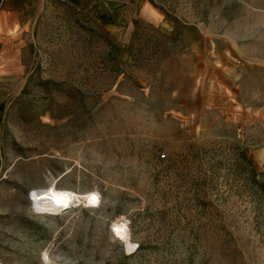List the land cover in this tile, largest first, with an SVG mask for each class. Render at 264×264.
Wrapping results in <instances>:
<instances>
[{"label":"rangeland","instance_id":"1","mask_svg":"<svg viewBox=\"0 0 264 264\" xmlns=\"http://www.w3.org/2000/svg\"><path fill=\"white\" fill-rule=\"evenodd\" d=\"M0 264H264V0H0Z\"/></svg>","mask_w":264,"mask_h":264},{"label":"bare ground","instance_id":"2","mask_svg":"<svg viewBox=\"0 0 264 264\" xmlns=\"http://www.w3.org/2000/svg\"><path fill=\"white\" fill-rule=\"evenodd\" d=\"M48 202L44 203L45 208L42 206V212H55L62 208H64L67 205H72L75 202H78L76 200V197L72 195L70 199V194L66 193L65 191H58L53 190L52 193L48 194ZM41 205V204H40ZM41 211V209H39Z\"/></svg>","mask_w":264,"mask_h":264},{"label":"built area","instance_id":"3","mask_svg":"<svg viewBox=\"0 0 264 264\" xmlns=\"http://www.w3.org/2000/svg\"><path fill=\"white\" fill-rule=\"evenodd\" d=\"M92 203H95L96 204V202H92ZM79 204H80V202H75V203H73V206L79 205Z\"/></svg>","mask_w":264,"mask_h":264},{"label":"trees","instance_id":"4","mask_svg":"<svg viewBox=\"0 0 264 264\" xmlns=\"http://www.w3.org/2000/svg\"><path fill=\"white\" fill-rule=\"evenodd\" d=\"M251 163V162H250Z\"/></svg>","mask_w":264,"mask_h":264}]
</instances>
